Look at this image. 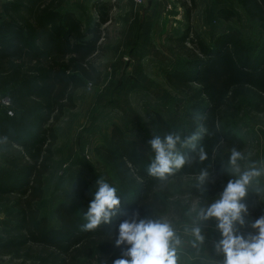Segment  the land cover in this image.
Listing matches in <instances>:
<instances>
[{"label": "trees", "instance_id": "trees-1", "mask_svg": "<svg viewBox=\"0 0 264 264\" xmlns=\"http://www.w3.org/2000/svg\"><path fill=\"white\" fill-rule=\"evenodd\" d=\"M69 1L2 0L0 97L9 99L13 114L0 116V156L5 160V167L0 169V203L9 207L0 220V262L84 264L97 254L122 258V248L115 247L119 224L135 210L143 218L167 208L163 198L167 183L160 185L147 174L145 155L135 153L133 143L116 127L115 147L102 146L95 151L113 166L122 183L134 188L136 200L129 203L118 195L121 206L111 223L82 231L84 213L94 192L79 181V215L73 207L62 204L61 226L52 228L40 213L45 177L58 139L56 126L68 110L76 108L78 89L101 85L103 72L97 61L105 53L108 26L114 21L112 12L117 7L109 2L94 4L98 22L86 28L73 12L65 11ZM233 1L259 25L262 43L258 53L251 54L253 48L246 45L239 31L225 33L213 46L205 44L190 25L177 38H170L176 53L186 62L184 68L167 72L166 79L191 99L188 117L196 131L206 129L197 148L203 146L208 154V159L200 162L190 149H180L195 159L170 179L198 177L207 167L211 194L221 193L227 181L234 178L231 173L221 172L226 152L245 147L243 139L226 130L224 119L238 112L241 98L254 99L256 110L264 112V0ZM191 2L196 8V0ZM182 6L191 15L192 8L185 2ZM218 15L226 21L236 18L235 12L227 8ZM155 119L162 138L169 131L186 137L159 113ZM245 202L251 207L256 203L255 195L248 192Z\"/></svg>", "mask_w": 264, "mask_h": 264}, {"label": "rangeland", "instance_id": "rangeland-1", "mask_svg": "<svg viewBox=\"0 0 264 264\" xmlns=\"http://www.w3.org/2000/svg\"><path fill=\"white\" fill-rule=\"evenodd\" d=\"M73 1L83 2L82 12H79L84 18L97 19L91 10L87 12L84 8L89 0H71L70 3ZM183 2L192 8L191 15L182 6ZM110 3L117 4L112 12L114 21L108 26L105 53L97 61L103 81L99 86L79 89L76 108L68 110L56 126L58 139L45 177V194L39 203L41 215L48 218L52 228L61 226L59 207L62 204H68L78 213L81 211L79 181L95 192L97 180L103 178L129 203L136 200L134 188L122 183L113 166L95 151L102 146L115 147L116 127L133 143L132 150L145 155L148 163L154 156L148 141L159 135L155 114L162 115L186 136L196 132L188 117L191 99L166 79L167 72L184 68L186 62L184 56L176 53L170 38H177L190 25L209 46L231 31L241 33L246 45L253 48L251 54L258 53L262 43L258 23L249 19L242 6L233 0H196V8L191 0H149L144 6L135 5L133 0H110ZM224 8L232 9L236 18L232 21L220 18L218 14ZM255 105L254 99L241 98L238 112L224 119L226 130L245 142L244 149L239 150L245 156L239 162L241 170L252 162L264 165V112H258ZM6 113L9 115L8 103L0 97V116ZM229 155L227 151L225 163ZM4 167L5 160L0 156V169ZM197 183L198 177L170 179L163 191L167 203L165 212L148 216L163 215L174 221L185 240L180 264H217L223 257L216 255L213 249L214 242L221 238L214 218L202 225L206 241L198 253L190 246L192 237L183 233L196 214L195 208L206 207L219 198L220 193L211 194L210 182L205 184L204 191ZM249 192L255 195L256 203L248 207L247 223L241 229L244 234L252 231L248 226L250 222L264 215V176L254 182ZM8 208L0 203V220L5 218ZM116 259H119L117 254H97L84 264H113ZM0 264H10L9 259Z\"/></svg>", "mask_w": 264, "mask_h": 264}, {"label": "clouds", "instance_id": "clouds-1", "mask_svg": "<svg viewBox=\"0 0 264 264\" xmlns=\"http://www.w3.org/2000/svg\"><path fill=\"white\" fill-rule=\"evenodd\" d=\"M205 131L201 127L183 138L174 131L165 133L163 138L154 135L148 141L154 156L147 165V174L160 185H165L178 170L195 159L189 152L180 149H190L200 162L207 160L204 147L197 148V142ZM244 159V154L237 148L230 150L221 172L231 173L234 178L227 181L219 198L210 205L195 208L191 224L183 229L184 235L192 237L190 246L198 253L206 241L202 225L215 219L221 238L214 242L213 249L216 255L223 257L217 264H264V215L248 224L252 231L247 234L241 231L249 214L245 198L254 182L264 176V165L257 166L256 162H252L241 170L239 162ZM210 176L207 167L201 169L196 184L201 191L205 190ZM256 190L261 191L259 188ZM93 196L84 213L86 223L81 225L82 231H94L103 224H110L120 210L121 199L117 188L103 178L97 180ZM116 231L115 247L122 248V258L116 259L113 264H180L181 255L185 252V240L174 221L167 216L142 218L135 210L119 224Z\"/></svg>", "mask_w": 264, "mask_h": 264}, {"label": "crops", "instance_id": "crops-1", "mask_svg": "<svg viewBox=\"0 0 264 264\" xmlns=\"http://www.w3.org/2000/svg\"><path fill=\"white\" fill-rule=\"evenodd\" d=\"M156 1V0H155ZM71 2V0L68 2V4L65 6V8L64 9H66L65 11H71V12H73V14L75 15V17L77 18V19H79L82 23H83V25L86 27V28H91V27H93L97 22H98V14H97V12H96V10H95V8H94V4H97V3H99V2H109L110 3V0H89V2H90V5H88L89 4V2H88V4L87 5H84V8H85V10L88 12V10H91L95 15H96V18L97 19H94L93 17H92V21H89V19H87V18H84L83 17V15L81 14V8H83V5H82V3L83 2H79V1H73L72 3H70ZM79 2V3H78ZM134 3V2H133ZM1 4H2V0H0V15H2V8H1ZM69 4H71L72 6L71 7H69ZM78 5H80L81 7H77ZM79 11H81V12H79ZM105 26H107V24L105 25ZM227 33V32H226ZM85 88V87H84ZM80 89H82V88H80ZM79 90V89H78ZM78 90H77V92H78ZM76 92V93H77ZM75 100H76V95H75ZM76 106H77V103H76ZM74 209V208H73ZM75 211H76V213H78L77 212V210L76 209H74ZM81 213V211H79V213H78V215ZM58 228V227H57Z\"/></svg>", "mask_w": 264, "mask_h": 264}, {"label": "built area", "instance_id": "built-area-1", "mask_svg": "<svg viewBox=\"0 0 264 264\" xmlns=\"http://www.w3.org/2000/svg\"><path fill=\"white\" fill-rule=\"evenodd\" d=\"M149 0H133L134 4L137 6H144ZM9 106V99L5 98ZM9 114L12 115L13 113L9 111Z\"/></svg>", "mask_w": 264, "mask_h": 264}]
</instances>
